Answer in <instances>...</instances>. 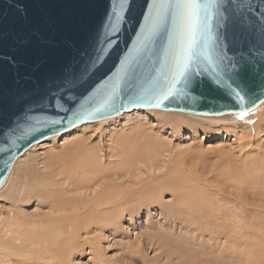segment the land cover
<instances>
[{"label":"rangeland","instance_id":"rangeland-1","mask_svg":"<svg viewBox=\"0 0 264 264\" xmlns=\"http://www.w3.org/2000/svg\"><path fill=\"white\" fill-rule=\"evenodd\" d=\"M262 111L264 103L243 119L230 114L208 121L183 113L136 109L100 123L80 124L32 145L15 160L0 188V264H54L36 258L41 255L38 238L50 232L49 216L71 213L82 199L83 207L78 204L77 208L83 212L88 207L85 197H92L103 183L131 197L115 216L106 215L99 225L81 230L72 239L74 249L63 264H99L101 260V264H259L256 258H264ZM248 120L260 121L258 133L249 129L252 122ZM78 138L105 151L124 138L121 147L126 152L118 157H128L130 164L87 189L67 188L64 176L49 167L54 176L46 177L43 164L48 158L57 159L53 160L59 164L58 171L77 163L75 158L80 157L66 151ZM56 190L60 201L47 198ZM240 235L247 239V258H238L232 251L245 245L231 244ZM86 238L92 240L91 246L95 242L100 253L84 242Z\"/></svg>","mask_w":264,"mask_h":264},{"label":"water","instance_id":"water-1","mask_svg":"<svg viewBox=\"0 0 264 264\" xmlns=\"http://www.w3.org/2000/svg\"><path fill=\"white\" fill-rule=\"evenodd\" d=\"M112 7L0 0V188L29 147L83 123L136 109L236 116L264 101V0H220L206 38L224 59L175 87L179 17H158L156 0H127L113 32ZM150 20L157 31L146 39ZM27 116L43 126L24 134L34 123Z\"/></svg>","mask_w":264,"mask_h":264},{"label":"bare ground","instance_id":"bare-ground-1","mask_svg":"<svg viewBox=\"0 0 264 264\" xmlns=\"http://www.w3.org/2000/svg\"><path fill=\"white\" fill-rule=\"evenodd\" d=\"M263 103H264V101H262L261 103H259L256 106V108L260 107ZM151 110H157V111L159 110V111H162V112H177V113H183V115H186V116L199 117V118H202L203 117V118L207 119L208 121H214V120H217L219 118H222V117H224L226 115H228L229 117H231L230 114L201 115V114H192V113L181 112V111H170V110H161V109H151ZM250 111H252V110H250ZM250 111H248V112H250ZM248 112H245V113H248ZM262 112L260 113V116H263V118H264V111H262ZM232 116H234V114H232ZM103 120H105V119L97 120L96 122H99L100 123ZM250 121L251 120H248V122H250ZM251 122H252V124L249 125V129L252 132L255 131L254 132L255 134L258 133L259 132L258 130H259V127H260V125H259L260 121H258V122L256 121L254 123H253V121H251ZM229 123L232 124L233 121L232 122H229ZM54 136H52V137H54ZM121 141H124V138H122L121 140L120 139L119 140H116L115 143H113L112 145H110V147H108L107 150L105 151L100 145L99 146L98 145H93V144L87 142V139L78 138L76 140H72L70 142V145L68 144V146H70V149L66 151V154H69V153L74 152L76 154V156L80 157V159H77V157L75 158L76 161H77V163L74 164V166H73V164L71 165L70 164L71 162H70L69 163L70 165H69L68 168L65 166V169L64 170H61L62 169L61 168L58 171L59 168L57 169V167H58L59 164L58 165L56 164L57 159H55V158H50L49 159L47 157L48 159L46 161H44V164H43V166L45 167L44 169H46V171H45L46 173L45 172L44 173H45L46 177L52 178V176H54V173L52 174L51 173V170L49 171L47 168L49 167V168H52V170H55V171L57 170L58 172L56 171L55 174L58 175V176L63 175L64 176V177L62 176L63 179L65 181L69 182L68 184L66 183L67 184L66 185L67 188L69 186H75V188H77V189L78 188H83V187H85L87 189L88 187H92V185L97 184V182L100 181L101 178L103 179V177H105V176L108 177L109 174L119 173V172H117L118 169H123V168L127 167L130 164V160H129L128 157H118V156H120V153H125L126 152L125 147H124V149L121 147ZM133 145L136 146V144H134V143H133ZM31 147H33V146H31ZM61 152H63V151H61ZM51 155H53V154L51 153ZM112 157H117L118 160L115 161L114 159H111ZM53 159L56 160V161H54ZM110 160H114V161L113 162H110ZM132 160L135 161L134 159H132ZM13 169H14V167H13ZM42 171L41 172L39 171V172L42 173ZM29 172H30V170H29ZM123 172H124L123 170L120 171V174H122ZM44 173L42 174V177L45 176ZM37 174L39 176V173H37ZM30 180H34V179H31L30 178L28 181H30ZM20 184H21V182H20ZM27 184L29 185V183H27ZM105 184L106 183H103L102 185H100L102 187L100 188L99 191H96L97 193H95L92 197H90V198L85 197L86 198L85 199L86 200V203H88V207L85 208V209H83L84 210L83 212H80L79 209H78L79 206H82L81 204H84V202L83 203H80L81 201H83V199H82L81 201L78 200L77 205L75 204L76 207L74 205H72V207H75V208L72 209L71 213H69L68 211H67V213L66 212L64 213L62 211L63 212L62 214H58V215L51 216V217L49 216V221L51 222L50 232L49 233L43 232V233H46L44 235H41L42 234L41 233L40 234L41 235V238H38V240H37L39 242V245H38V248L40 249L39 250V254H41V255H38L37 254V256H36V258L38 260H41V262H44V263H49V262L52 261L54 264L55 263L56 264H63L64 262H66V259L68 257L67 253H68L69 250L71 251V248L73 247V242L75 241V239H73V238H78L79 237L78 234L80 233L81 230L83 231V229L86 230L90 226H96V225H99V223H102V220H103V218L106 215H108V216H115V213L117 211V208L121 207V204L123 206L125 204L124 202L129 197H131V194L121 192V191L117 190L118 188L116 189V187L111 186V185H106L105 186ZM41 185H43V184L41 183ZM32 186H34V185L32 184L30 187L28 186L29 188H27V189H30ZM52 187H54V186H52ZM184 187H185V184H184ZM195 187H197V186H195ZM18 188H19V186H18ZM38 189H40V187ZM200 189H202V187ZM64 190L66 191V187H65V189L63 188V191ZM191 190H193V189L191 188ZM16 191H18V190H16ZM40 192L42 194L43 189L40 190ZM56 192H58V190H56L53 193H51L53 197H48L49 194L46 195L47 198H53L54 201H57V200L60 201L59 200L60 198H58L59 195L57 196V193ZM12 193H13V191H12ZM34 193H36V192H34ZM43 193H45V192H43ZM61 198H62V196H61ZM75 201H73V202H75ZM62 202H64V201H62ZM71 202L72 201H70V203ZM60 204H62V203H60ZM78 204H80V205L78 206ZM63 205H65V203H63ZM69 206L71 207V205H69ZM77 206H78V208H77ZM84 206L86 207V205H84ZM69 209H71V208H69ZM43 223H44V221H43ZM88 232H91V231H88ZM85 234H86V232H85ZM240 236H242V235H240ZM243 237H244V235L242 236V238L239 237V239L238 238L231 239L232 240L231 242H233V240L235 239L234 242L236 244L235 243H231L234 247L236 245L242 243V242L245 244V245H241V247L239 249L232 250L233 252L234 251L236 252V255L239 256L238 258H241V257L242 258H247L248 257V252L245 251V247L247 246L246 245V240L247 239L245 240ZM72 239L74 241H72ZM83 240H84V242L89 243V245H90V243L92 241L89 238H88V240H87V238L86 239H83ZM79 245H81V243ZM82 245H83V243H82ZM91 247H92V249H94L97 252V248L98 247L96 246L95 242H94V244H92ZM236 248H238V247H236ZM72 249H74V248H72ZM36 251H38V250H36ZM97 253H100V252H97ZM168 254H169V252H168ZM170 254H171V252H170ZM97 257H99V256H97ZM251 257H252V255H251ZM255 257H257V256H255ZM100 259H102V258L100 257ZM263 259H262V257L260 259H257L256 258V261L255 262H258L259 261V264H261L262 263L261 261ZM102 261L103 260H101L99 264H101ZM32 264H36V263L33 261Z\"/></svg>","mask_w":264,"mask_h":264},{"label":"snow or ice","instance_id":"snow-or-ice-1","mask_svg":"<svg viewBox=\"0 0 264 264\" xmlns=\"http://www.w3.org/2000/svg\"><path fill=\"white\" fill-rule=\"evenodd\" d=\"M113 7L110 14V20L113 22L111 29L113 32L118 30V27L123 20V13L126 10L127 0H112ZM220 0H156L157 16H165L166 18L179 17L182 23L181 36L183 39L179 42L177 52L173 61L174 75L172 77L171 86L186 83L197 68L202 65H207L203 71L216 72L218 60H223L224 57L217 53L216 59L213 58L209 51L208 39L206 34L209 33L211 20L214 16H219L217 11ZM222 20V16L220 17ZM157 31V24L150 20L146 26V39L150 38ZM171 92L168 93L170 95ZM239 96V93H237ZM240 119L245 116L244 112L238 114ZM27 120L34 123L24 131L27 134L29 131H36L43 126L42 118L27 116ZM52 123H56L53 121Z\"/></svg>","mask_w":264,"mask_h":264}]
</instances>
